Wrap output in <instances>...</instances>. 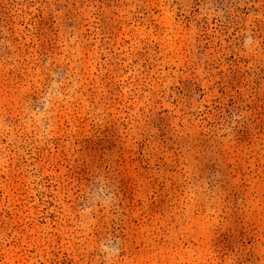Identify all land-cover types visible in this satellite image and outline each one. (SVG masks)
<instances>
[{"label": "rangeland", "instance_id": "1", "mask_svg": "<svg viewBox=\"0 0 264 264\" xmlns=\"http://www.w3.org/2000/svg\"><path fill=\"white\" fill-rule=\"evenodd\" d=\"M0 264H264V0H0Z\"/></svg>", "mask_w": 264, "mask_h": 264}]
</instances>
